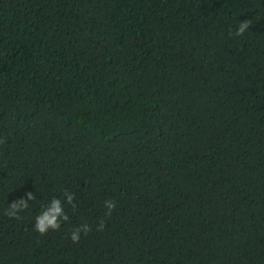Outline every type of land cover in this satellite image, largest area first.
Returning a JSON list of instances; mask_svg holds the SVG:
<instances>
[{
  "label": "trees",
  "instance_id": "trees-1",
  "mask_svg": "<svg viewBox=\"0 0 264 264\" xmlns=\"http://www.w3.org/2000/svg\"><path fill=\"white\" fill-rule=\"evenodd\" d=\"M0 264H264V0H0Z\"/></svg>",
  "mask_w": 264,
  "mask_h": 264
},
{
  "label": "clouds",
  "instance_id": "clouds-1",
  "mask_svg": "<svg viewBox=\"0 0 264 264\" xmlns=\"http://www.w3.org/2000/svg\"><path fill=\"white\" fill-rule=\"evenodd\" d=\"M251 21L243 20L239 23L238 29L235 32V35L242 36L244 32L250 27ZM27 199L21 198L16 201H13L9 205V209L6 211V215L10 217H18V213L26 209L28 207V200L34 199V195L32 192H28ZM67 202L72 204L73 196L67 195ZM105 206L108 208V214H111V211L115 208V203L111 200L105 201ZM69 217L67 214L64 213L62 204L60 199L53 198L50 204L39 214L36 216L35 219V230L38 231L40 234H46L49 229L58 230L60 228L61 220L67 221ZM99 229H103L104 224L103 222L100 223L98 226ZM83 230L85 234L90 231V227L85 224L82 225L80 228L75 229L71 232L70 238L75 243L78 242L80 239V232Z\"/></svg>",
  "mask_w": 264,
  "mask_h": 264
}]
</instances>
